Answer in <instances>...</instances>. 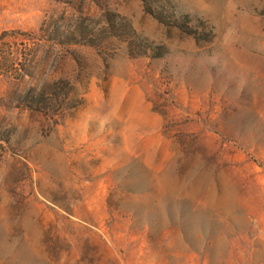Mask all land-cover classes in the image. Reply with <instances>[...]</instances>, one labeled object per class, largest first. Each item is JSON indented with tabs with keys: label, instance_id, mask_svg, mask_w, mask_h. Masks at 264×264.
Here are the masks:
<instances>
[{
	"label": "rangeland",
	"instance_id": "1",
	"mask_svg": "<svg viewBox=\"0 0 264 264\" xmlns=\"http://www.w3.org/2000/svg\"><path fill=\"white\" fill-rule=\"evenodd\" d=\"M0 264H264V0H0Z\"/></svg>",
	"mask_w": 264,
	"mask_h": 264
},
{
	"label": "trees",
	"instance_id": "2",
	"mask_svg": "<svg viewBox=\"0 0 264 264\" xmlns=\"http://www.w3.org/2000/svg\"><path fill=\"white\" fill-rule=\"evenodd\" d=\"M52 85H53L54 88H55V87L58 88V86H59V84H58L57 82L53 83ZM53 87H52V88H53ZM33 91H34V90H33ZM55 91H56L55 89H52V93L50 92L49 95H47V97L49 98L51 104H52L53 102H55V100H57V101H58V100H61V102H60V107L55 108V109H56V110L59 109V108L64 109V108L68 107L67 97L64 96L63 99H59V97H56V96H55ZM55 103H56V102H55Z\"/></svg>",
	"mask_w": 264,
	"mask_h": 264
}]
</instances>
